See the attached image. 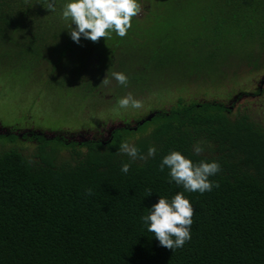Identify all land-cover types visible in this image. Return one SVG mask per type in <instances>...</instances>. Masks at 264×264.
Listing matches in <instances>:
<instances>
[{
  "label": "trees",
  "instance_id": "16d2710c",
  "mask_svg": "<svg viewBox=\"0 0 264 264\" xmlns=\"http://www.w3.org/2000/svg\"><path fill=\"white\" fill-rule=\"evenodd\" d=\"M48 2L0 0L1 73L40 68L48 85L58 81L95 96L108 71L111 79L127 69L126 88L137 95L156 92L154 75L176 61L190 70L183 84L220 85L230 62L255 67L256 46L264 42V0H138L147 4L145 14L132 19L125 37L112 32L79 43L62 16L69 0H55L54 12ZM178 15L189 20L176 22ZM146 118L113 129L105 141L33 134L29 157L0 150V264H264V122L233 115L219 101L182 99ZM4 139L18 136L0 134ZM123 141L143 155L154 146L156 154L130 161L119 154ZM171 151L194 163L217 161L221 170L209 179L219 187L187 192L170 183V170L159 166ZM123 163H131L126 174ZM179 192L195 213L191 239L173 252L141 218L160 197L171 201Z\"/></svg>",
  "mask_w": 264,
  "mask_h": 264
},
{
  "label": "rangeland",
  "instance_id": "374dc122",
  "mask_svg": "<svg viewBox=\"0 0 264 264\" xmlns=\"http://www.w3.org/2000/svg\"><path fill=\"white\" fill-rule=\"evenodd\" d=\"M146 6L145 2L141 4L142 11L137 17L145 14ZM167 16L172 18L171 15ZM192 17L196 18L195 15ZM187 18L178 15L175 16V21L189 20ZM153 26L154 22H151L144 28ZM156 33L159 32L156 30ZM254 56L255 67L254 62H230L232 67L225 70L226 77L220 85L202 81L183 84L182 79L190 70L180 61H176L154 75L152 83L157 88L156 92L151 90L135 95L133 90V96L143 101L144 106L141 109H117V100L131 90L119 85L113 78L108 86H99L95 96H88L80 90L64 89V85L61 88L58 81L48 85L40 68L35 72H15L16 74H6V71H2L0 134L12 132L18 136V140H0V150L17 148L29 157L33 155L36 146V143L29 139L33 134L46 137L58 135L67 141L75 142L105 141L113 129L133 127L139 118H146L158 110H168L178 99L185 102L219 101L231 106L233 115L246 113L254 121L263 123L264 42L256 46ZM123 73L127 75L129 71L125 69ZM61 156L66 159L68 155L63 153Z\"/></svg>",
  "mask_w": 264,
  "mask_h": 264
},
{
  "label": "clouds",
  "instance_id": "9594fccd",
  "mask_svg": "<svg viewBox=\"0 0 264 264\" xmlns=\"http://www.w3.org/2000/svg\"><path fill=\"white\" fill-rule=\"evenodd\" d=\"M46 8L54 12L55 0H49ZM141 11L138 0H69L63 7L62 16L65 20L71 21L68 29L73 41L79 43L81 37H84L92 42H99L101 38L109 39L112 32L121 38L125 37L132 27V19ZM111 78L121 86H128L129 78L123 72H111ZM110 83L108 71L99 86H108ZM143 106V101L136 99L132 93L117 100V109H141ZM193 150L199 155L204 148L198 142L193 146ZM118 151L119 154L127 155L130 161H135L154 157L157 149L151 146L147 155H143L133 144L123 141ZM130 167L131 163H123L121 171L126 174ZM159 167L161 171L167 167L170 170L169 182L174 181L187 192L204 193L211 191L214 186L219 187L218 183L209 179L221 170L217 161L201 160L194 163L180 151H171L163 157ZM87 192L91 195L93 190L89 188ZM151 194V189H148L147 196ZM194 213L195 209L190 200L185 197L184 192H179L171 201L160 197L158 203L149 209V214L141 219L147 230L154 233L160 245L174 252L191 239Z\"/></svg>",
  "mask_w": 264,
  "mask_h": 264
},
{
  "label": "water",
  "instance_id": "95a60500",
  "mask_svg": "<svg viewBox=\"0 0 264 264\" xmlns=\"http://www.w3.org/2000/svg\"><path fill=\"white\" fill-rule=\"evenodd\" d=\"M152 116H153V114L150 115L149 117H147L146 120H150ZM142 123H143V121L140 122V124H142Z\"/></svg>",
  "mask_w": 264,
  "mask_h": 264
}]
</instances>
